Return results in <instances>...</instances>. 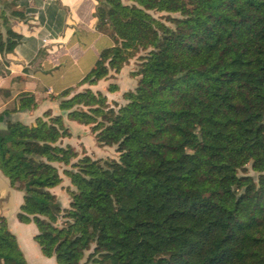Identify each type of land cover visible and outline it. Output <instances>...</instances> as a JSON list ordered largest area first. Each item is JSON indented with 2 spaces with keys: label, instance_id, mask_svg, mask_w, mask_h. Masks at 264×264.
Instances as JSON below:
<instances>
[{
  "label": "trees",
  "instance_id": "obj_1",
  "mask_svg": "<svg viewBox=\"0 0 264 264\" xmlns=\"http://www.w3.org/2000/svg\"><path fill=\"white\" fill-rule=\"evenodd\" d=\"M124 1L98 0L97 28L113 46L80 85L145 53L125 103L89 89L57 96L118 159L61 146L62 115L6 121L0 172L23 195L17 220L36 226L33 240L57 264H264V0ZM7 35L0 51L19 38ZM35 108L22 96L0 123ZM54 164L70 167L64 209L50 192L62 182ZM0 264H27L3 217Z\"/></svg>",
  "mask_w": 264,
  "mask_h": 264
},
{
  "label": "crops",
  "instance_id": "obj_2",
  "mask_svg": "<svg viewBox=\"0 0 264 264\" xmlns=\"http://www.w3.org/2000/svg\"><path fill=\"white\" fill-rule=\"evenodd\" d=\"M97 6L98 0H0L2 41H7L8 31L19 36L11 50L0 51V114L13 109L16 100L25 95H32L36 103L35 109L11 113L3 117V122L31 125L49 111L52 116L62 115L71 138L74 134L84 138L89 135L88 127L68 120L67 114L59 109L57 96L67 89L71 90V96L89 89L105 94L109 103H120L122 94L136 86V79L130 76V65H125L118 74L110 72L107 79L96 85H80L99 53L113 46L111 37L97 28ZM111 81L118 92L108 94L106 87ZM72 129L81 130V134ZM62 186L50 192L62 208H66L65 188L69 185ZM22 197L21 192L9 187L0 172V217L6 220L9 231L16 237L26 263L57 264L54 258L43 256L33 240L36 226L17 220Z\"/></svg>",
  "mask_w": 264,
  "mask_h": 264
},
{
  "label": "rangeland",
  "instance_id": "obj_3",
  "mask_svg": "<svg viewBox=\"0 0 264 264\" xmlns=\"http://www.w3.org/2000/svg\"><path fill=\"white\" fill-rule=\"evenodd\" d=\"M124 3H126L124 0H122ZM90 56H96L97 53H88ZM145 53H137L132 59L129 60V63L128 65L131 66V72H135L137 71L138 69V64H139V57L144 55ZM88 58V57H87ZM132 78H135L136 81H137V77H132ZM109 84H114V82L111 81V83ZM108 84V85H109ZM107 85V87H108ZM115 85V84H114ZM107 87H106V92H107ZM134 89V88H133ZM132 89V90H133ZM132 90H129V91H132ZM99 92V91H97ZM118 92V91H117ZM108 94H113V93H109L107 92ZM125 93V92H124ZM103 94V93H102ZM105 95V94H104ZM123 95V94H122ZM106 96V95H105ZM107 99V97H106ZM113 103H116V102H111L109 103L108 100H107V104L110 106V107H113ZM124 100L122 99V102L120 103H117L118 105H122L124 104ZM116 109V108H115ZM71 121V120H70ZM64 124V123H63ZM80 125V124H79ZM65 126V125H64ZM82 126H85V125H82ZM66 127V126H65ZM85 127H88V131H89V135H85L84 138L83 137H76V134H74V136L71 138V133H70V136L67 137V138H63L60 140V145L65 147V146H71L75 149V151L79 154V157L82 156L83 152L85 155L89 156L91 159L93 160H97V159H101V160H106V159H114V160H117L118 159V154L115 152V147H99L97 145V143L95 142V139H94V135L90 132V125L89 126H85ZM67 128V127H66ZM68 129V128H67ZM73 132L75 131L74 129H72ZM69 131V130H68ZM75 132H77V134H81V130H76ZM64 143H68L66 145H64ZM95 143V144H94ZM99 147L101 149H97L96 147ZM76 160H73L71 163H74ZM57 168H58V172L62 178V182L61 184L59 185L61 187V185L64 186V183L70 185V181L67 177H65L62 172L64 169H70L69 166L65 167V166H62V165H59V164H54ZM248 175L250 176H253L254 178L256 177V174H254L250 169H248ZM57 186V187H59ZM62 186V187H63ZM69 187V186H67ZM66 187V188H67ZM56 188V187H55ZM65 188V190H66ZM67 194V193H66ZM68 196V195H67ZM58 200V199H57ZM59 201V200H58ZM68 203H69V198H68ZM61 204V203H60ZM68 207V205H67ZM66 207V208H67ZM62 208V206H61ZM64 209V208H63ZM61 223H62V218L59 217L58 218V221H57V226H61ZM88 255V252H85V258L83 259V262L86 260V257Z\"/></svg>",
  "mask_w": 264,
  "mask_h": 264
},
{
  "label": "water",
  "instance_id": "obj_4",
  "mask_svg": "<svg viewBox=\"0 0 264 264\" xmlns=\"http://www.w3.org/2000/svg\"><path fill=\"white\" fill-rule=\"evenodd\" d=\"M0 132H6V125H5V122L3 123H0Z\"/></svg>",
  "mask_w": 264,
  "mask_h": 264
}]
</instances>
